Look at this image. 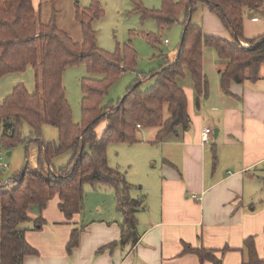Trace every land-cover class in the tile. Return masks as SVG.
Masks as SVG:
<instances>
[{
  "label": "trees",
  "instance_id": "obj_1",
  "mask_svg": "<svg viewBox=\"0 0 264 264\" xmlns=\"http://www.w3.org/2000/svg\"><path fill=\"white\" fill-rule=\"evenodd\" d=\"M135 2L137 10L153 17L161 29L181 21L183 15L184 33L176 61L162 59L160 72L153 75V87L143 91L142 82L137 79L115 107L104 105V98L123 72L134 70L137 54L128 45L123 56L120 52L108 55L98 48L93 23L104 17L99 2L93 1L89 9L77 13L83 34V42L79 43L59 29L56 11L47 21L41 19L42 0L38 7L34 0H0V79L32 67L37 82L34 93L23 84L15 86L0 105V145L11 149L21 143L23 127L28 125L32 140L27 148L30 143L40 146L34 166L27 162L10 182H0V264H23L26 256L38 254L20 229L22 224L32 221L31 205H38L43 211L58 196L60 210L71 220L84 211L86 184L105 185L116 191L117 210L123 218L119 243L136 245L139 241L137 213L143 200L133 199L130 195L133 186L109 166L108 146L139 143L138 126L159 129L155 143L179 126L188 129L191 125L188 100L177 80L184 77L188 68L200 107L210 92L203 71L205 47L214 49L223 63L220 80L225 94H231L232 83L261 79L264 36L247 40L244 22L247 16L264 17V0H162V8L157 11L145 10L139 0ZM203 6H208L221 19L234 42L204 35L202 26L194 21ZM81 63L90 74H100L103 78L89 77L82 81L83 125L78 126L74 124L63 81L66 69ZM101 122H106L107 128L99 138L96 129ZM44 125L58 129L57 143L42 141ZM66 153L72 154L68 164L58 169L53 167L52 162ZM43 224L42 218L35 220L37 229ZM80 233V229L73 231L68 245L70 253L79 246ZM245 246L249 257L246 264H264L254 238L246 240ZM184 253L197 255L202 263L223 264L214 250L194 249L186 244Z\"/></svg>",
  "mask_w": 264,
  "mask_h": 264
},
{
  "label": "crops",
  "instance_id": "obj_2",
  "mask_svg": "<svg viewBox=\"0 0 264 264\" xmlns=\"http://www.w3.org/2000/svg\"><path fill=\"white\" fill-rule=\"evenodd\" d=\"M40 2L34 0L35 6ZM201 8L198 24L204 35L234 42L221 19L208 6ZM261 36L264 17L247 16L244 37ZM206 58L204 52L210 92L200 107L189 69L185 68L187 80H177L188 100V129L179 126L158 143L159 129L138 131L137 144L160 149L158 157L135 156L129 164L134 170V177L128 173L130 183L135 190L141 185L131 197L143 200L137 213L138 243L120 245L123 218L116 206L99 205L95 216L84 209L68 220L56 196L43 211L38 205L29 207L32 221L20 229L38 254L26 256L23 264H213L184 253L186 244L216 251L223 264H246L249 238H254L258 255L264 258V67L260 80L232 83L227 95L221 88L223 63L213 55L209 63ZM207 129L212 133L205 145L201 140ZM38 218L44 220L39 229ZM76 229L81 230L80 242L70 253Z\"/></svg>",
  "mask_w": 264,
  "mask_h": 264
},
{
  "label": "rangeland",
  "instance_id": "obj_3",
  "mask_svg": "<svg viewBox=\"0 0 264 264\" xmlns=\"http://www.w3.org/2000/svg\"><path fill=\"white\" fill-rule=\"evenodd\" d=\"M93 1L99 2L104 11V17L101 20H95L93 23V29L97 33L98 48L108 55L114 56L120 52L123 56L124 48L128 45L137 54L134 70L123 72L104 98V105L116 107L137 79L141 80V89L143 91L153 87L155 83L153 75L160 72L163 65L162 59H165V62H173L178 54V48L184 33L181 23L183 15L181 16V21L179 20V22L170 27L161 29L153 17L137 10L135 0H43L41 3V19L47 21L53 11H56L59 29L67 33L74 41L82 43L83 34L81 25L77 21V13L85 12L90 8ZM139 2L142 8L148 11H157L162 8V0H139ZM201 19L202 8L195 14L194 21L201 23ZM166 40H168L169 44L165 43ZM245 47L249 48L250 46L247 44ZM204 52H206L208 63L211 55L218 58L216 51L212 48L205 47ZM89 77L95 79L103 78L100 74H90L83 63L67 68L64 75L63 82L68 103L72 110L74 124L78 126L83 125L82 81ZM183 79L187 80V77ZM19 84H23L30 93L36 91V72L32 67H29L25 72L9 74L0 79V105L12 93L14 87ZM197 99L198 97H196V101ZM106 128V122L99 124L96 129L99 138L103 136ZM138 130L141 129L138 128ZM31 132V128L28 125H24L21 143L11 149L0 145L1 183L7 184L10 182L16 174L22 172L27 162H29L30 166H34L37 163L40 152L39 144L30 143L27 148L28 143L32 140ZM58 140V129L50 125H44L42 141L45 143H57ZM145 149H148V151ZM156 152V156H152ZM144 154L158 157L160 149L157 147L150 148L147 145H129L126 143H112L107 148L109 166L119 171L127 183L131 185L133 184L130 183L128 173H130L131 177H134V170L129 168V164L135 161V156L138 157ZM71 157V153H66L56 158L52 162L53 167L57 169L65 167ZM140 187L141 185H137L136 190L140 189ZM136 190L133 188L131 192ZM117 202L116 191L111 187L105 185L93 186L91 184H86L84 187V209L86 215L95 216L98 214L97 207L99 205L103 207L113 205V207L116 206L117 208Z\"/></svg>",
  "mask_w": 264,
  "mask_h": 264
},
{
  "label": "built area",
  "instance_id": "obj_4",
  "mask_svg": "<svg viewBox=\"0 0 264 264\" xmlns=\"http://www.w3.org/2000/svg\"><path fill=\"white\" fill-rule=\"evenodd\" d=\"M166 44H168V40H166L165 42ZM139 129H141V126H138ZM212 133V130L211 129H207L203 132L202 134V143L203 144H209L210 143V134Z\"/></svg>",
  "mask_w": 264,
  "mask_h": 264
},
{
  "label": "water",
  "instance_id": "obj_5",
  "mask_svg": "<svg viewBox=\"0 0 264 264\" xmlns=\"http://www.w3.org/2000/svg\"><path fill=\"white\" fill-rule=\"evenodd\" d=\"M9 155H11V153H9Z\"/></svg>",
  "mask_w": 264,
  "mask_h": 264
}]
</instances>
